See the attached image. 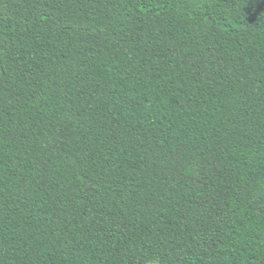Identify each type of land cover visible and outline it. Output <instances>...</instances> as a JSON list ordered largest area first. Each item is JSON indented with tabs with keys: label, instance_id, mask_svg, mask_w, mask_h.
I'll return each mask as SVG.
<instances>
[{
	"label": "trees",
	"instance_id": "trees-1",
	"mask_svg": "<svg viewBox=\"0 0 264 264\" xmlns=\"http://www.w3.org/2000/svg\"><path fill=\"white\" fill-rule=\"evenodd\" d=\"M0 264H264V0H0Z\"/></svg>",
	"mask_w": 264,
	"mask_h": 264
}]
</instances>
